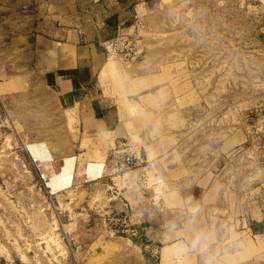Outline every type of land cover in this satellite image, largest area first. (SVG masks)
Listing matches in <instances>:
<instances>
[{"label": "rangeland", "instance_id": "obj_1", "mask_svg": "<svg viewBox=\"0 0 264 264\" xmlns=\"http://www.w3.org/2000/svg\"><path fill=\"white\" fill-rule=\"evenodd\" d=\"M125 35L110 70L131 88L130 170L79 166L52 194L38 165L46 146L79 153L75 128L49 95L0 106V264H237V241L264 236V0H149ZM200 208L215 244L146 233Z\"/></svg>", "mask_w": 264, "mask_h": 264}, {"label": "crops", "instance_id": "obj_2", "mask_svg": "<svg viewBox=\"0 0 264 264\" xmlns=\"http://www.w3.org/2000/svg\"><path fill=\"white\" fill-rule=\"evenodd\" d=\"M148 7L149 0H0V106L5 108V100L27 94L54 98L65 125L75 128L72 139L79 153L59 156L46 147L54 161L73 158L75 175L79 166L86 175L87 168L95 164L103 168L94 180L118 172L113 157L128 140L135 120L120 97L127 96L131 88L117 86L125 72L110 70L117 62H111L108 44L130 30ZM138 153L149 161L148 152ZM105 155L107 160L102 161ZM85 180L90 181L87 175ZM183 223V228L153 224L146 233L156 241L171 237L174 244L183 238L194 239L198 247L202 234L208 246L218 240L217 234L210 233L201 208ZM249 232L253 247L244 255V244L237 241V264L264 262V236ZM168 253L166 249V257Z\"/></svg>", "mask_w": 264, "mask_h": 264}, {"label": "bare ground", "instance_id": "obj_3", "mask_svg": "<svg viewBox=\"0 0 264 264\" xmlns=\"http://www.w3.org/2000/svg\"><path fill=\"white\" fill-rule=\"evenodd\" d=\"M43 150H44L43 147L42 148L40 147L39 151L36 152L37 155L39 156V154ZM33 153L35 154V152ZM48 153L49 152H47V154ZM44 160L46 159L44 158L40 160L38 167L40 171L42 172L43 177L46 179L47 185H49L50 192L52 194H57L59 190L66 188L68 185H70L71 180H72L71 177L74 175L73 173H74V167H75V160L72 158V159H64L61 161H54L52 159L49 160L48 158L49 161L47 160L48 162L47 164L45 163L46 161L44 162ZM102 168H103L102 164L90 165V168L86 172L88 179L91 180L93 178L94 180V178L100 177L102 173ZM48 179H50V181Z\"/></svg>", "mask_w": 264, "mask_h": 264}, {"label": "built area", "instance_id": "obj_4", "mask_svg": "<svg viewBox=\"0 0 264 264\" xmlns=\"http://www.w3.org/2000/svg\"><path fill=\"white\" fill-rule=\"evenodd\" d=\"M109 56H127L129 50V38L125 33L121 34L118 38L113 40L108 44ZM126 52V53H125ZM125 53V54H124ZM120 150L118 154L113 157L116 162V170L120 172H125L131 169V158L132 152L129 151L127 144L124 142L120 145ZM110 159L108 158V161ZM41 179L46 183V179L41 174Z\"/></svg>", "mask_w": 264, "mask_h": 264}]
</instances>
